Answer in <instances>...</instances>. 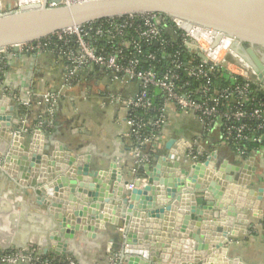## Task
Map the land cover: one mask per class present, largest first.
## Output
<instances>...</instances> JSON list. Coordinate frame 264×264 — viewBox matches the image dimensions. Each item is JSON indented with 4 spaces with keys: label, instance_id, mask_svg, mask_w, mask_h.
<instances>
[{
    "label": "water",
    "instance_id": "95a60500",
    "mask_svg": "<svg viewBox=\"0 0 264 264\" xmlns=\"http://www.w3.org/2000/svg\"><path fill=\"white\" fill-rule=\"evenodd\" d=\"M49 2L59 0L0 10V61L8 56L6 49L21 59L20 46H36L66 29L153 14L183 28L199 27L236 41L242 52L233 48L234 53L264 85V0H88L53 7ZM3 79L4 74L0 251L27 250L30 229L41 255L63 258L72 254L76 240L103 238V232L114 227L120 230L119 250L108 252L106 263L240 264L228 257L231 239L246 232L245 212L258 217L263 190L247 189L236 174L253 158L241 160L242 168L229 170L216 151L197 147V158L189 159L182 143L179 151L168 148L166 154L157 152L149 162L133 165L92 160L86 152L73 155L51 139L45 121L39 127L21 126L24 110L18 108L23 103L20 97L17 102L9 98Z\"/></svg>",
    "mask_w": 264,
    "mask_h": 264
},
{
    "label": "built area",
    "instance_id": "2783aa9c",
    "mask_svg": "<svg viewBox=\"0 0 264 264\" xmlns=\"http://www.w3.org/2000/svg\"><path fill=\"white\" fill-rule=\"evenodd\" d=\"M22 1L17 0L18 7L28 5ZM43 1L37 0L32 4L41 5ZM82 1L88 0H59L58 4L49 2L47 5L69 6ZM133 23L139 25L135 37L124 36V29L131 27ZM106 28L104 30L97 23L83 28L66 29L57 32L53 39L47 38L36 46L22 45L19 50L42 52L54 48L65 62L64 87L70 86L82 69L89 66L110 74L112 79L121 84L136 85V91L123 104L127 108L130 142L137 149L146 148L148 152H156L162 139L160 125L165 126L167 107L170 106L193 115L205 134L218 127L221 141L229 146L233 139L239 143L251 136L253 142L264 143V111L261 104L251 105L255 99L250 96V85H255L259 92L264 91V85L258 80L256 72L244 65V60L237 54H231L232 50L225 48L211 31L195 29L193 26L183 28L169 19L153 14L108 20ZM75 31L78 34H74ZM85 34H106L107 43L112 46L98 49L91 38L85 41ZM114 40L117 41L116 45L113 44ZM149 46L155 48V51L144 52V48ZM169 47L174 51L170 53ZM188 49H192L193 53L190 54ZM209 51L213 56L209 55ZM199 53L206 60L199 58ZM183 54L187 56V60ZM209 61L222 62V65L212 66ZM151 62H155V65L143 66ZM241 62L244 66L242 69ZM225 63L226 66H223ZM215 70H223L235 79L240 78L242 82L232 84L230 88L211 91L210 78ZM191 82L198 83L199 86L191 90ZM150 92L162 101L159 109H155ZM137 109L155 112V115L146 122L134 114ZM233 151L243 158L244 151ZM136 156L137 163L149 162L148 157L142 160L138 154ZM62 259L49 254L43 256L37 248L31 246L24 251H0V264H17L22 261L29 264H63ZM65 260L74 264L70 258Z\"/></svg>",
    "mask_w": 264,
    "mask_h": 264
},
{
    "label": "crops",
    "instance_id": "0c3cea01",
    "mask_svg": "<svg viewBox=\"0 0 264 264\" xmlns=\"http://www.w3.org/2000/svg\"><path fill=\"white\" fill-rule=\"evenodd\" d=\"M14 1L0 0L1 12L13 10ZM18 53L22 55L21 59L11 49L6 52L8 66L5 74H7L9 85L23 86L29 94H32V99L45 92L60 91L62 94L59 96L58 108L51 118L52 126L47 125L51 139L60 142L73 155L81 151L74 150L71 143H86L82 151L90 154L92 160H111L119 166L132 161L129 159L131 154L129 129L126 124L127 114L123 101L136 91V85L113 83L106 74L89 66L82 69L79 80L70 90H60L59 84L66 66L65 62L58 58L59 55L54 48L38 54L29 53L26 50H19ZM37 119H39L37 112L25 115V121L30 126ZM167 122L168 124L160 134L164 140H170L171 144L175 141L173 133L176 127L174 125L181 124L188 127L190 135L199 138L197 140L199 143L204 144L205 147L206 144L212 145L211 151H216L219 162L229 170L232 166H240L241 160L244 159L234 156L233 148L231 147L232 150H230L229 144L221 141L220 136L217 138L211 132L205 134L202 127L200 137H197L200 126L198 125L197 128L193 125L196 122L199 124L193 115L169 108ZM182 133L184 130H181L179 136ZM179 147V143L176 142L175 151H179ZM249 158H253V161L247 169L240 167L245 173L254 172L253 176L257 184L254 189L263 190L262 198L256 209L258 217H254L251 211L245 212L248 220L245 224L246 232H239L236 237H232L230 257L236 258L240 264H264V149L257 151ZM231 172L233 175L236 173ZM119 231L109 227L103 232V238L97 235L95 238H87L84 242L78 239L70 249L72 254H67L63 259L70 258L76 264H97L103 257L105 258L109 250L117 245ZM27 232L30 241L28 247L37 248L34 245L35 236H32L30 229Z\"/></svg>",
    "mask_w": 264,
    "mask_h": 264
},
{
    "label": "rangeland",
    "instance_id": "374dc122",
    "mask_svg": "<svg viewBox=\"0 0 264 264\" xmlns=\"http://www.w3.org/2000/svg\"><path fill=\"white\" fill-rule=\"evenodd\" d=\"M13 4H14L13 8L15 10H17V11L20 10V7H18L19 4L17 3V0H15ZM10 11H13V10H10ZM74 34H78V32L75 31ZM85 36H86V34H85ZM85 36H84V38H85V41L87 42L89 40V38H91V34H88L86 37ZM73 38H76V37H73ZM9 50L10 49H6L3 52L6 53ZM188 50H189V53L190 54L193 53V50L192 49H188ZM28 52L29 53L32 52V53H36V54L40 53V51H38V50H35L34 52L33 51H28ZM7 57L8 56L4 57L0 61V65H1V67H0V76H2V74H4V79H3L2 82H3V84H5V89L4 90L6 91L7 94L10 95L9 98L10 99H14L17 102V101H19V98L18 97H20V101H22V103H23V105L18 108L19 111L24 110V113H23L24 116L22 117V120H21V126H25L27 128L28 127H31L32 128L34 126L39 127L40 124H41V122H43V121H45L48 126H50V125L52 126L51 118H52L54 112L58 108V105H59V96L62 95L61 92L60 91H58V92H45V93L40 94L39 95L40 97L37 96L35 99H32V96H31L32 94H29V92L23 86H20V87L17 86V87H15L14 85H9V83L7 82V74H5V71L6 70L4 69V68H7V66H8L7 65V61H6L7 60ZM58 58H60V57H58ZM220 60L221 59H219V62H220ZM209 62H211V61H209ZM219 62L218 61H216V63H212L211 62V64H212V66L219 67L220 65H222V62L221 63H219ZM223 66H226V63L223 64ZM99 71H101L104 74H106V76L109 78V80L111 82H113V83H119L118 81L112 79L111 76H110V74H108V73H106V72H104L102 70H99ZM79 75L80 74L77 75L76 79H74L75 81L73 83H71L70 86L64 87V76H65V73H64L63 74V77H62L61 84H59L60 85L59 86L60 90H64V91H65V89L66 90H70L77 83V81L79 80V78H78ZM25 90H26V92H25ZM115 104H117V103H115ZM169 108H172V107L170 106ZM169 108L167 107V111H168ZM31 112H33V113L34 112H37V116L39 117V119H37V121L35 120L34 124L30 126L25 121V115L27 113H31ZM180 112L187 113L186 111L181 110V109H180ZM187 114H189V113H187ZM166 121H167V119H166ZM126 124H127V121H126ZM167 124H168V122L165 123V126L164 127H166ZM193 125H195L197 128H198V125L200 126L199 129H198L199 130L198 131L199 135L197 133V137H200V133H201V131H200V129H201L200 123L198 124L196 122ZM160 126H162L161 129L164 128L163 125H160ZM174 127H176V130L173 133V138L175 139V141H173V139H172L173 144H171V141L170 140H164V137H163L162 140H160V143H159V146H160L161 150H163V151L161 152V150H158L157 151L158 154L161 155V154L168 153V148L169 149H172V148L173 149H176L175 148L176 142H177V144L178 143L179 144L182 143L184 146L187 147V150H186L185 153H186V156H189V154H190L189 159H191L193 157H196L195 156V151H196V148L197 147L201 148L204 151H206L205 149L208 148L207 150L211 151L212 145L206 144V147H205L204 144L199 143L197 141V140H199V138H194L192 135H190L188 127H186V126L184 127L181 124L180 125L179 124H176V125H174ZM128 129H129V126H128ZM161 129L159 131L160 133H161ZM181 130H184V133L180 134V136H179V133L181 132ZM194 130H196V129H194ZM190 131H192V130L190 129ZM211 133L214 134V135H216L217 138L220 136L219 135V129H218V127H215L211 131ZM129 139H130V133H129ZM53 141H54V139H53ZM87 144H89V142H87ZM71 145L74 146V148H73L74 150L81 151L82 153L84 152L82 150L86 147V143L85 144L84 143L83 144L71 143ZM188 146L189 147L191 146L192 148L191 149H188ZM26 147L27 146L25 145L24 148L26 149ZM50 147L51 146H49V149H50ZM180 147H181V145H180ZM136 149L137 148H135V146L133 144H131V142H130L129 152L131 154H130V158L129 159L132 160L131 162H129L130 165L131 164L133 165L134 164L133 161H136V158H137L136 155L137 154L140 156V158H142V160H144V157L145 158L148 157V159L150 160L151 157L154 154H157L156 152H153V153L148 152V150L146 148H143L142 150H141V148L140 149L138 148L137 150ZM88 155L90 156V154H88ZM176 157H178V156H176ZM176 157H175V159H177ZM180 163H181V161H180ZM253 173H254L253 171H251L249 173H245L244 171H240V173L236 174V176H237V181L243 183L247 187V189L256 191L259 188L258 189H254L256 187L255 185H257V184H256V178H255V176H253ZM128 179H129V177H125V180H128ZM107 226H112V225H107ZM114 247L111 250H109V253H111V252H117L119 250L118 247H117V245H115ZM231 248L232 247L230 246V249ZM230 254H231L230 253V250H228V257L229 258H233V257H230ZM63 260H64V263L63 264H70L65 259H63ZM20 263L21 264H26V261H22ZM20 263H17V264H20ZM74 264H76L75 261H74ZM97 264H112V263H111V261H109V262L107 261V263H106V261H104V257H103V259L99 263H97Z\"/></svg>",
    "mask_w": 264,
    "mask_h": 264
},
{
    "label": "trees",
    "instance_id": "16d2710c",
    "mask_svg": "<svg viewBox=\"0 0 264 264\" xmlns=\"http://www.w3.org/2000/svg\"><path fill=\"white\" fill-rule=\"evenodd\" d=\"M98 24L101 27L105 28L104 30H107L106 21H100V22H98ZM138 26H139L138 24L133 23V25L131 27H127L126 29H124V36L135 37L136 29ZM91 41H92L94 46H97L98 49L108 48L111 45V44H109V42L107 43V35L106 34L103 36H94L93 34H91ZM113 44L116 45L117 41L114 40ZM154 49L155 48H153L152 46H149V47H145L143 51L144 52L155 51ZM169 50H170V53L174 51V49L170 48V47H169ZM125 54L127 55V52ZM183 57H185V60L188 59L187 56L184 54H183ZM150 64L155 65V62H151L148 65L143 64V66L146 67V66H149ZM210 80H211V85H210L211 91H214V90L218 91L222 88H230L232 86V84H235L237 82L238 83L242 82V80L240 78L235 79L233 76L229 75L227 72H225L223 70H215L213 75L211 76ZM197 86H199L198 83L191 82L189 89L192 90V89L196 88ZM150 96H151V100H152V103H153L155 109H159L162 101L159 99L158 96H156L155 94H152V92H150ZM250 96L255 99V101L251 105L254 106L256 104H261L262 110L264 111V91L259 92L256 89L255 85H250ZM134 114L137 117L142 118L144 121L147 122L152 117H154L155 112H147L146 110L137 109L134 111ZM219 120L220 119H218V121ZM251 137H249L248 140L240 141L239 143H236L235 139H233L232 143L230 144V148L232 147L233 150L239 149V150L244 151L243 158L248 159L251 156V154H253V152H257L259 150L264 149V143L253 142L251 140Z\"/></svg>",
    "mask_w": 264,
    "mask_h": 264
},
{
    "label": "bare ground",
    "instance_id": "6f19581e",
    "mask_svg": "<svg viewBox=\"0 0 264 264\" xmlns=\"http://www.w3.org/2000/svg\"><path fill=\"white\" fill-rule=\"evenodd\" d=\"M37 0H23L22 3H28V5H32V3H36ZM30 3V4H29ZM194 27V26H193ZM195 29H201L199 27H195ZM206 32H209L206 30ZM213 34V33H212ZM217 39H219V41L225 45V48H228L230 50H232L230 53L232 54L234 52L233 48H235L236 50H238V52L241 51L240 46L237 44L236 41L226 38L222 35L217 36ZM216 39V40H217ZM242 52V51H241ZM209 55L213 56L211 51H209ZM244 60V59H243ZM244 65L249 66L251 68V66L246 62V60H244ZM243 66V62H241L240 68L242 69ZM253 72V71H252Z\"/></svg>",
    "mask_w": 264,
    "mask_h": 264
}]
</instances>
